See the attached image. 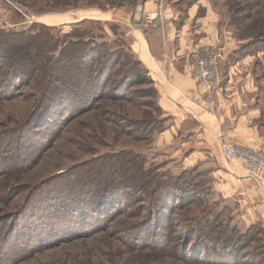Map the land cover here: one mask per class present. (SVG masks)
I'll use <instances>...</instances> for the list:
<instances>
[{
    "label": "rangeland",
    "instance_id": "obj_1",
    "mask_svg": "<svg viewBox=\"0 0 264 264\" xmlns=\"http://www.w3.org/2000/svg\"><path fill=\"white\" fill-rule=\"evenodd\" d=\"M111 1L0 0V49L33 36L0 53V264H264V221L170 156L156 87L134 83L132 68L144 71L129 32L159 17L143 15L148 0ZM157 1L182 16L206 6L243 43L264 131V0ZM88 51L89 65L73 58Z\"/></svg>",
    "mask_w": 264,
    "mask_h": 264
},
{
    "label": "crops",
    "instance_id": "obj_2",
    "mask_svg": "<svg viewBox=\"0 0 264 264\" xmlns=\"http://www.w3.org/2000/svg\"><path fill=\"white\" fill-rule=\"evenodd\" d=\"M175 4L161 7L157 0H148L143 4V15L156 13L157 29L139 31L129 27L132 52L155 85L157 104L167 118L166 129L159 137L161 146L167 147L171 157H182L180 166H196L201 173H209L222 196L234 198L236 193L241 194L238 203L248 205V219L258 216L264 221V193L258 192L245 172L226 162L221 153L224 145L238 143L255 148L264 141L259 123V89L250 84L251 56L238 57L243 43L227 32L219 33L216 15L206 6L202 15L199 7L190 6L182 16ZM97 16L101 22L113 20L107 13ZM45 24L59 25L54 20ZM206 45L223 49L221 80L209 93L191 76V53Z\"/></svg>",
    "mask_w": 264,
    "mask_h": 264
},
{
    "label": "built area",
    "instance_id": "obj_3",
    "mask_svg": "<svg viewBox=\"0 0 264 264\" xmlns=\"http://www.w3.org/2000/svg\"><path fill=\"white\" fill-rule=\"evenodd\" d=\"M145 20L146 23L141 24V27L149 25V28L157 29V21L153 18ZM221 58V47L211 45L199 47L191 53L192 79L207 93L214 89L219 80ZM221 153L226 162L233 163L244 171L245 176L264 192V141L255 148L238 143L224 145Z\"/></svg>",
    "mask_w": 264,
    "mask_h": 264
},
{
    "label": "trees",
    "instance_id": "obj_4",
    "mask_svg": "<svg viewBox=\"0 0 264 264\" xmlns=\"http://www.w3.org/2000/svg\"><path fill=\"white\" fill-rule=\"evenodd\" d=\"M142 1L144 3L146 0H142ZM139 2H141V0H114V1H111V7H124V6H128V7H130V8L133 9L134 7H136L139 4ZM90 20H93V19H83L80 22H78L77 24L83 25V24L89 23L88 21H90ZM103 23H108V22H103ZM260 23H261V21H256L255 24H256V26H259ZM39 24L44 25V26H47V27H50V28L56 27V26L47 25V24L42 23V22H39ZM89 35H90V33L87 32V30H83V32H81V35L80 36L87 37ZM30 36L31 35H28L25 32L19 34L18 36H14L15 38H14L13 41H11L12 42V45H11L10 49H8V50L7 49H2V47H1L0 53H4L3 55L6 56V58L8 56H14V57H16V55L14 54V52L15 51H19L20 52L21 50H24L25 49L24 47H26V46L29 45L28 44V41L33 37V36L30 37ZM91 36L92 35H90L87 39H89ZM238 38H243V37H238ZM90 54H91L90 51H88L87 53L82 54L81 56L80 55H77V56H74L73 58L75 60H80L81 62H87L88 65H89L90 62H91V59H92L91 56H90ZM0 60H2L1 57H0ZM1 66H2V63L0 62V67ZM137 68L138 67L136 65V67L132 68V70H131V72H132V74L134 75V78H135L134 83L137 84V85H142V84H145L147 82L149 84H153L152 80L149 78V76H148L147 72L145 71V69L142 67L143 68V71H144L143 72V75H142V74H140L141 70H138ZM0 90H1V88H0ZM165 221H162L161 223L159 221L160 224L158 225V227H161L163 224H166ZM155 237H157V236H155ZM158 244H159V246L164 245L162 243H158Z\"/></svg>",
    "mask_w": 264,
    "mask_h": 264
}]
</instances>
